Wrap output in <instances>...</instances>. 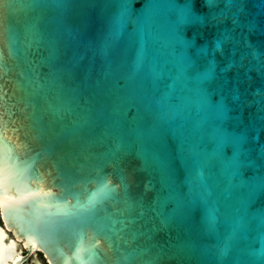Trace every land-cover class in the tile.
<instances>
[{"label": "water", "instance_id": "obj_1", "mask_svg": "<svg viewBox=\"0 0 264 264\" xmlns=\"http://www.w3.org/2000/svg\"><path fill=\"white\" fill-rule=\"evenodd\" d=\"M191 3L0 0V264H264V0Z\"/></svg>", "mask_w": 264, "mask_h": 264}, {"label": "snow or ice", "instance_id": "obj_2", "mask_svg": "<svg viewBox=\"0 0 264 264\" xmlns=\"http://www.w3.org/2000/svg\"><path fill=\"white\" fill-rule=\"evenodd\" d=\"M207 2H208V0H192V3H191L192 11H194V12L200 11L201 10V7H200L201 3H204L205 5H207ZM2 28H3V22H2V20H0V30H2ZM0 80H2V78H0ZM0 92L3 93L2 87H0Z\"/></svg>", "mask_w": 264, "mask_h": 264}, {"label": "rangeland", "instance_id": "obj_3", "mask_svg": "<svg viewBox=\"0 0 264 264\" xmlns=\"http://www.w3.org/2000/svg\"><path fill=\"white\" fill-rule=\"evenodd\" d=\"M35 254H38V257H39V263L40 264H46V261H45V259L43 258V256H42V254H40V253H35ZM34 254V255H35ZM32 257V256H31ZM31 259V258H30Z\"/></svg>", "mask_w": 264, "mask_h": 264}, {"label": "flooded vegetation", "instance_id": "obj_4", "mask_svg": "<svg viewBox=\"0 0 264 264\" xmlns=\"http://www.w3.org/2000/svg\"><path fill=\"white\" fill-rule=\"evenodd\" d=\"M0 224L2 225V223H1V219H0ZM25 252V251H24Z\"/></svg>", "mask_w": 264, "mask_h": 264}, {"label": "bare ground", "instance_id": "obj_5", "mask_svg": "<svg viewBox=\"0 0 264 264\" xmlns=\"http://www.w3.org/2000/svg\"><path fill=\"white\" fill-rule=\"evenodd\" d=\"M3 231V230H2ZM5 233V231H3ZM14 246H15V243H14Z\"/></svg>", "mask_w": 264, "mask_h": 264}]
</instances>
